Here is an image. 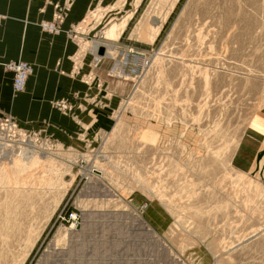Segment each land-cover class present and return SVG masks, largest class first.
Masks as SVG:
<instances>
[{
	"label": "rangeland",
	"instance_id": "374dc122",
	"mask_svg": "<svg viewBox=\"0 0 264 264\" xmlns=\"http://www.w3.org/2000/svg\"><path fill=\"white\" fill-rule=\"evenodd\" d=\"M75 33L117 100L63 136L0 112V264H264V0H92Z\"/></svg>",
	"mask_w": 264,
	"mask_h": 264
},
{
	"label": "crops",
	"instance_id": "0c3cea01",
	"mask_svg": "<svg viewBox=\"0 0 264 264\" xmlns=\"http://www.w3.org/2000/svg\"><path fill=\"white\" fill-rule=\"evenodd\" d=\"M91 5L92 0H74L61 30L50 34L36 25L38 20L52 18L53 7L45 0H0V13L5 15L0 62L23 59L33 65L25 90L16 97L11 92V73L0 65V112H10L26 127H44L59 136H63L61 129L75 132L76 125L68 118L71 113L83 120L105 115L107 109L94 106L92 101L116 102L117 97H107V89L102 91L98 86L113 62L102 57L96 63L90 47L82 51L85 47L80 48L75 33ZM93 65L97 73L91 78ZM56 100L68 102V115H62L54 106Z\"/></svg>",
	"mask_w": 264,
	"mask_h": 264
},
{
	"label": "built area",
	"instance_id": "2783aa9c",
	"mask_svg": "<svg viewBox=\"0 0 264 264\" xmlns=\"http://www.w3.org/2000/svg\"><path fill=\"white\" fill-rule=\"evenodd\" d=\"M58 13H55L57 15ZM59 17V16H58ZM58 19H61L58 18ZM2 25V16L0 15V28ZM40 26L43 30L48 32H57L58 30V23L57 20L55 21H42L40 23ZM3 68L11 73V88L14 93L21 92L24 90L26 86V82L28 77L30 76L32 72V66L28 61L25 60H8L4 63H2ZM56 106L60 109L67 108V104L63 101H57L55 102ZM0 131L4 132V128L2 124L0 123ZM70 218L73 220L76 219V217L72 214L70 215Z\"/></svg>",
	"mask_w": 264,
	"mask_h": 264
},
{
	"label": "water",
	"instance_id": "95a60500",
	"mask_svg": "<svg viewBox=\"0 0 264 264\" xmlns=\"http://www.w3.org/2000/svg\"><path fill=\"white\" fill-rule=\"evenodd\" d=\"M96 54L97 55H104L105 54V47L103 45H99L96 49Z\"/></svg>",
	"mask_w": 264,
	"mask_h": 264
},
{
	"label": "bare ground",
	"instance_id": "6f19581e",
	"mask_svg": "<svg viewBox=\"0 0 264 264\" xmlns=\"http://www.w3.org/2000/svg\"><path fill=\"white\" fill-rule=\"evenodd\" d=\"M96 46V45H95ZM105 54L107 55L106 51H105Z\"/></svg>",
	"mask_w": 264,
	"mask_h": 264
}]
</instances>
